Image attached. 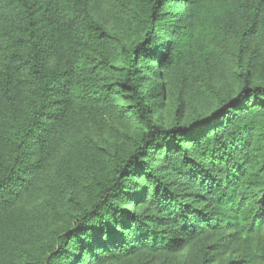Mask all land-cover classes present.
<instances>
[{"label":"trees","instance_id":"obj_1","mask_svg":"<svg viewBox=\"0 0 264 264\" xmlns=\"http://www.w3.org/2000/svg\"><path fill=\"white\" fill-rule=\"evenodd\" d=\"M96 1L0 0V118L23 112L6 136L11 153L0 166V205L13 203L29 187L42 166L39 151L53 138L56 122L68 117L74 100L107 103L119 94L126 100L119 112L134 115L140 125L131 149L115 158L108 179L98 182L91 204L79 205L53 247L34 264L67 257L69 264H83L86 258L122 254L141 243L170 247L213 228L228 229L225 238L233 240L241 233H264V171L252 158L264 141V86L251 84L244 72L235 96L188 124L166 126L155 117L161 95L153 84L147 86L141 64L148 59L162 69L173 65L191 34L185 18L211 13L215 0H144L146 32L130 46L121 45L118 66L104 54L102 59L89 54V45L106 37L91 11ZM227 1L246 14L238 35L242 41L254 30L264 0H220L219 5ZM168 2L183 9L160 13L159 6ZM161 28L171 35H158ZM105 69L111 70V82L101 77ZM160 152L169 161L178 156L167 168L207 189L211 200L194 203L172 189L152 167ZM143 175L150 193L132 184ZM144 203L151 212L136 210ZM170 224L174 229L165 230ZM249 259L263 263L253 255Z\"/></svg>","mask_w":264,"mask_h":264},{"label":"rangeland","instance_id":"obj_2","mask_svg":"<svg viewBox=\"0 0 264 264\" xmlns=\"http://www.w3.org/2000/svg\"><path fill=\"white\" fill-rule=\"evenodd\" d=\"M219 1L215 0L211 13L185 18L191 34L173 65L162 69L148 59L141 61L142 68L146 67L147 86L153 84L161 95L155 117L166 126L176 121L188 124L209 114L222 101L236 95L244 72L251 84L264 86V9L258 14L254 30L240 41L238 35L246 14L233 2L229 6L228 1V5H219ZM159 7L160 13H178L183 9L171 2ZM91 11L106 37L93 41L89 54L95 59H102L104 54L113 66L120 65L121 45L130 46L146 32L147 4L144 0H98ZM157 32L162 36L172 33L163 28ZM101 74L105 81H112L111 70L105 69ZM125 101L119 94H113L107 103L74 100L68 117L56 122L53 138L39 151L42 166L32 175L29 187L13 203L0 205V264H34L53 247L57 232L72 221L79 205L91 204L98 182L108 179L114 159L131 149L140 132L134 115L119 112V105ZM22 113L0 118V166L11 153L7 133ZM249 119L245 118L246 122ZM257 131L255 128L254 133ZM256 151L253 163L264 171V141ZM192 152L196 154L195 147ZM36 156L39 155H33ZM172 158L167 160L161 152L157 161L152 158L155 172L172 189L181 192L183 199L194 203L211 200L212 193L207 189L167 168L169 162L176 163L178 156ZM147 178L143 175L131 181L135 187L142 185L145 194L151 190ZM136 210L142 214L151 212L147 203ZM172 229L174 224L165 228ZM228 231L207 229L187 236L183 242H173L170 247L134 244L137 246L130 251L94 260L86 258L83 264H250L249 255L264 264V233H241L233 240L225 238ZM69 263L67 257L58 259L56 264Z\"/></svg>","mask_w":264,"mask_h":264}]
</instances>
